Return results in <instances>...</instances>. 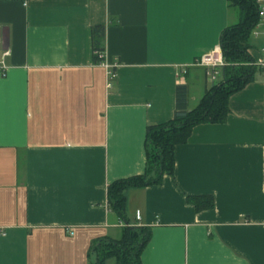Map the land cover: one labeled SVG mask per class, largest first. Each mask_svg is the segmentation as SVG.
Wrapping results in <instances>:
<instances>
[{
  "label": "crops",
  "instance_id": "crops-1",
  "mask_svg": "<svg viewBox=\"0 0 264 264\" xmlns=\"http://www.w3.org/2000/svg\"><path fill=\"white\" fill-rule=\"evenodd\" d=\"M235 20L226 0H0V264H90L91 243L127 223L150 228L141 264H264L262 70L224 123L175 146L173 175L128 192L127 221L106 195L143 172L146 127L172 118L176 86L191 109L220 80L195 63ZM251 38L264 58V16ZM202 195L212 207L187 200Z\"/></svg>",
  "mask_w": 264,
  "mask_h": 264
},
{
  "label": "trees",
  "instance_id": "trees-1",
  "mask_svg": "<svg viewBox=\"0 0 264 264\" xmlns=\"http://www.w3.org/2000/svg\"><path fill=\"white\" fill-rule=\"evenodd\" d=\"M226 1L237 9L238 20L225 27L220 34L219 46L224 61L220 67V80L207 88L191 109L187 107L186 86L177 85L172 118L146 127L143 172L115 180L106 188L109 209L123 221H127L128 192L158 185L163 176L173 175L175 146L186 143L193 127L198 124L224 123L229 114L230 96L252 82L261 70L249 53L252 31L261 19L257 0ZM104 30V25L90 27L92 61L95 64L103 61L99 53H104ZM187 200L195 209L213 205L210 195L191 196ZM149 238V227L127 223L117 238L103 237L91 243L88 251L90 264H105L108 259H113L115 264H141L140 255Z\"/></svg>",
  "mask_w": 264,
  "mask_h": 264
},
{
  "label": "built area",
  "instance_id": "built-area-1",
  "mask_svg": "<svg viewBox=\"0 0 264 264\" xmlns=\"http://www.w3.org/2000/svg\"><path fill=\"white\" fill-rule=\"evenodd\" d=\"M257 3L259 4V14L260 17L262 18L264 16V0H257ZM0 55L2 56H7L9 55V51L5 50L4 52H0ZM100 57H103V61L100 62L105 70H106V75H107V86H110L111 80L115 76V68L117 64L115 62H108L105 60L104 53H99ZM257 65L261 67V70L264 72V58H259L255 61ZM198 66L206 68L207 73L209 77L211 78V81H213L216 77L217 71L220 69L221 66L224 65V61L222 58V53L220 46L214 47L212 50L209 52L201 55L199 59L195 63ZM0 68L3 70L6 68L3 60L0 59ZM141 216V213L139 210L135 211V218L136 220H139Z\"/></svg>",
  "mask_w": 264,
  "mask_h": 264
},
{
  "label": "rangeland",
  "instance_id": "rangeland-1",
  "mask_svg": "<svg viewBox=\"0 0 264 264\" xmlns=\"http://www.w3.org/2000/svg\"><path fill=\"white\" fill-rule=\"evenodd\" d=\"M236 22H237V20H235L234 23H236ZM250 42L253 43L252 38L250 39ZM255 46H256V45H255ZM256 47H257V46H256ZM213 81H215V79H214ZM106 264H115V262H114L113 259H108V260L106 261Z\"/></svg>",
  "mask_w": 264,
  "mask_h": 264
}]
</instances>
